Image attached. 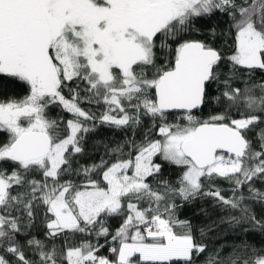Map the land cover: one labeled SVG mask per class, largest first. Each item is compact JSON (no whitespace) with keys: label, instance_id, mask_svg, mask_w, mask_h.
<instances>
[{"label":"snow or ice","instance_id":"obj_1","mask_svg":"<svg viewBox=\"0 0 264 264\" xmlns=\"http://www.w3.org/2000/svg\"><path fill=\"white\" fill-rule=\"evenodd\" d=\"M258 71L264 0H0V264H264Z\"/></svg>","mask_w":264,"mask_h":264},{"label":"trees","instance_id":"obj_2","mask_svg":"<svg viewBox=\"0 0 264 264\" xmlns=\"http://www.w3.org/2000/svg\"><path fill=\"white\" fill-rule=\"evenodd\" d=\"M218 21L216 19H213L212 21H201V24H205V23H217ZM221 27H223V25H221ZM218 44H222L223 43V39L218 40L217 41ZM230 43V41H229ZM261 76H264V73H260L259 71L256 73V78H260ZM14 95H18V96H22L24 94H26L25 89L24 88H19L16 89V91L14 93H12ZM83 107L85 108H91L92 111L94 112H99L102 111V108H96L93 107L91 105H83ZM214 111V109H212L210 106H206L202 112L197 113V115L201 116L202 118H206L210 112ZM50 112V116L55 118L57 117L59 114L58 110L56 108H51L49 110ZM65 119H69L71 118L68 114L63 113ZM180 113H170L168 115V122L170 123H176V122H180V123H185L183 120H178ZM145 124H148V121H145ZM98 136L100 137H114L115 139H122L123 137V133L121 132H117L115 130H110V129H105L102 128L100 130V132L98 133ZM158 138V137H157ZM137 139H140V134H137ZM6 141V136L3 134H0V142H5ZM89 143H91V141H89ZM100 151L102 152L103 149L101 148ZM90 160L92 161H98L99 160V154L97 153L96 155H92L90 158ZM178 172V169L173 167V166H166V170H165V175L167 178L170 179H174L176 174ZM36 178H39L38 176ZM217 186L221 187V188H228L229 184L223 180H217L216 181ZM257 186L259 187V183H257ZM230 193H225V195H229ZM196 208L199 207H205L209 210V217L205 218L204 216H197L193 219V223L198 224V225H207L209 224L212 220L217 219L221 213L216 210L213 209L211 207V202L210 201H196L195 202V206ZM180 218L184 219L186 217H190L191 216V206H185L183 209L180 210ZM110 225L112 227H117L118 226V221L115 219H112L109 221ZM79 237L76 238L77 242L79 241ZM243 241H248L254 244L259 245L262 240L259 236L256 235H248L245 236L242 233H240L239 231H232L228 228L227 225L225 224H221L218 225L216 227V229L214 231H211L208 233V236L205 238V240L203 241L204 243L208 244V248L209 251H215V250H221V256L222 257H227L230 254L233 253V250L235 249L237 252H239V248L238 246L243 242ZM102 254H107L106 250H102ZM205 257L202 255L200 256L197 260H196V264H203Z\"/></svg>","mask_w":264,"mask_h":264},{"label":"water","instance_id":"obj_3","mask_svg":"<svg viewBox=\"0 0 264 264\" xmlns=\"http://www.w3.org/2000/svg\"><path fill=\"white\" fill-rule=\"evenodd\" d=\"M171 113H177V112H171Z\"/></svg>","mask_w":264,"mask_h":264}]
</instances>
